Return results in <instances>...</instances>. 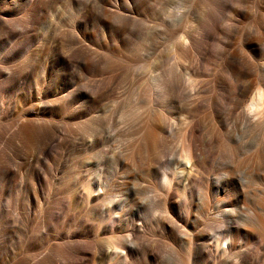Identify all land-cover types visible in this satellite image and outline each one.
<instances>
[{"label": "bare ground", "instance_id": "obj_1", "mask_svg": "<svg viewBox=\"0 0 264 264\" xmlns=\"http://www.w3.org/2000/svg\"><path fill=\"white\" fill-rule=\"evenodd\" d=\"M141 1L152 9L153 3L158 0H86L85 2L84 0H0V208L3 207L2 200L6 194L11 196L15 194V198H22L25 202L21 211L15 205L16 208L9 209L5 219L1 221L5 223L3 224L5 227L2 229L3 237H0L2 238L0 264H86L87 262L88 264H151L163 253L172 254L177 264H191L190 262L192 264H264V0H197L203 5L207 3L206 6L209 2L218 3L219 8L213 11L201 9L204 13L203 17L200 15L198 30H193L192 27L186 30L187 26L183 30L185 25L183 23L186 21L184 15L178 23L176 22L177 27L174 28L172 23V27L167 28L169 36L173 35L174 38L179 33L183 38L182 42L180 41L181 45L177 43L178 39L176 40L179 44L177 57L185 60L186 73L197 78L192 79L189 76L191 80H186L166 73L169 78L163 81L165 87L163 95L169 106L155 101L154 108L155 105L158 106L154 110V113L156 109L158 111V115L155 114L157 118L152 120V123L147 120L151 124L150 129L147 128V132L143 129L146 134L141 138L137 136L140 138H135V141L138 140L137 143L134 141V146H138L140 152H143L140 153L141 157H144L143 154L146 157L151 155L152 164L149 163L157 169L161 163L160 156L163 151L166 154L165 150L171 141V139L168 141V138L174 130L178 131L175 128L182 123V138L185 144L181 156L184 167L179 166L182 169V176L178 174L180 179L177 178L176 185L188 192L202 191L201 193L204 194V191L207 194L205 189L209 187L205 179L208 178L204 177V174L211 166L217 167L218 172L214 175L215 196L211 200L217 210L223 207L220 213L223 219L217 233L212 230V219L209 223L202 220L193 225L191 232L188 231L189 239H182L181 235H178L182 225L180 223L186 224L189 219L165 218L159 225L165 233H168L170 240H166L163 239V235L155 237L156 231L150 232L151 225L148 226L146 219H132L126 224V235L123 239L109 238L106 241L110 246L105 247L104 241H88L84 237V241H77V254L69 255L72 238L80 237L79 232L72 230L68 224L74 217L70 214V209L76 205L87 206L89 213L96 214V217L97 214L102 213L98 229L103 233H113L123 220L121 213L112 215V209H109L105 216L100 198L110 195L113 189L106 188L97 178L96 173L90 177L91 180L85 187L80 184L81 186L75 188L67 197L61 195L59 187L56 188L59 174L65 169L67 162L65 160H68V155L70 156L69 152L79 151L81 147L75 142L69 127L71 120L81 118L84 114V107L74 106L75 100L85 96L95 103H105L110 97L115 96L120 83L124 82L123 76L129 73L131 65L138 62L135 55L134 57L119 55L110 48L104 52L90 49V44L87 46L85 44L87 41H84V25L88 18L91 20L94 18L97 26L102 28L120 27L119 24L124 25L127 21H134L141 15L137 7L142 3ZM75 6L76 14L73 13L72 18L68 19V14L66 16L65 12L72 13ZM226 10L229 11L228 14ZM187 12L185 15H188ZM98 13L102 16L96 19L97 17L94 16ZM192 16L194 15L190 17ZM180 31L183 34H180ZM108 38L110 39V35ZM116 42L113 44L118 43ZM84 58L94 66L103 64L109 67V70L115 67L119 70L117 73L114 70L116 74L111 73L113 77L108 81L102 76L103 79L95 80L91 85L92 95L84 94L82 73ZM38 65L42 66V74L33 80ZM78 70L80 75L77 73ZM137 77L134 81L138 79ZM201 77H205V80H201ZM127 79L126 84L129 81ZM130 81L132 83L131 79ZM141 85L142 83L137 86L138 91L134 95L139 97L143 95L145 87L143 89ZM127 86L131 89L130 84ZM123 91L125 92V89ZM126 93L128 96V92ZM134 99L130 100L134 101ZM203 109L206 111L205 115L200 114ZM206 116L211 122L210 125L206 122ZM176 122L181 123L175 127ZM236 129L246 130L251 134V138L256 135L254 138H257V141L252 150L246 148L249 144L246 145L243 141L246 145L245 149L251 150L250 154L239 155L241 145L238 144ZM151 132L156 139L152 153L148 147V137ZM242 132L245 134L244 131ZM249 138L246 140L250 141ZM134 153H131V156ZM140 161L142 164L143 161ZM76 162L74 166L80 164ZM134 162L136 163L135 160ZM241 168L246 169L247 177L251 176L253 179L255 177L261 183L260 187L257 186V199L254 198L256 199L254 215L251 213L254 219L252 224L256 228L255 235L250 234L248 228L237 224L227 211L237 206L236 201L240 202L239 198L243 201L249 192L247 185L244 186L234 180L235 173H239ZM163 176L166 177L165 174ZM222 177L224 182L221 183ZM167 181L170 180L166 178ZM254 182L249 183L252 185ZM67 183L69 182L60 185L64 184L63 188L69 189L70 184ZM167 188L165 192L168 204L180 205L181 203L176 199L175 186L170 184ZM135 201L131 195H126L124 200L120 199L117 207L123 211ZM53 203L57 205V209H52ZM39 209L43 213H40L43 219L38 217ZM57 217H61L60 221H56ZM56 224L58 227L55 235L46 232ZM89 225L97 229L92 222ZM37 238L40 240L39 243L37 240L34 241ZM181 250H186L185 259L182 258L184 255H181Z\"/></svg>", "mask_w": 264, "mask_h": 264}, {"label": "rangeland", "instance_id": "obj_2", "mask_svg": "<svg viewBox=\"0 0 264 264\" xmlns=\"http://www.w3.org/2000/svg\"><path fill=\"white\" fill-rule=\"evenodd\" d=\"M85 1L86 0H84V2ZM217 1H219V0H217ZM160 2H164V3H160ZM200 3H202V2H199L197 0H192V1H190V0H188V1L187 0H158L157 2L153 3L154 8L149 9L147 3L145 5V3L142 2V3H140L141 5L138 4V6H137L138 11L141 12V15L138 16V18L134 21L133 20L127 21V23H125L124 25L119 24L120 27L114 26V27H110L109 29L108 28H102V26H99V25L97 26V24H96L97 22H95L94 18L92 20L88 18L86 25H84V32H85L84 33V41H87V43H85L87 46H88V44H90V49L92 48L94 50H97V51L99 50V51L104 52L106 49L108 50L110 48L111 50H114L116 53H119V55L130 56V57H134V55H135L136 56L135 58L138 59V62L136 64H133L134 67H133V65H131L130 71H132L133 73L129 71L128 74L123 76L122 80H124V82H122V80L120 79V82H122V83H120L121 85L119 87L121 89L120 88L117 89V92L120 90L119 94L116 92L115 96L110 97L111 99L110 98L108 99L110 102L107 100V101H105V103L103 102L102 104H99V103L93 102V100L87 99L85 96H81L75 100L74 106L80 105V106L84 107V114L81 116V118L79 117L77 119L71 120L69 122V127L72 131V137L75 138V142L79 143L78 145L81 147H80L79 151L78 150H71L69 152L70 156L68 155L69 157L67 156V158H68V160L70 158V160L69 161L67 159L65 160V162L67 161L66 163L68 165H66V163H65L64 168L66 170L64 169L62 171V173L59 174L60 178L56 184V185H58V186H56V188L59 187V189H60L59 191L61 192V195H66V197H67V196L71 195L73 193V191L75 190V188H77L78 186L84 185V187H85L89 183V181L91 180L90 177L96 173L95 175L105 185L106 188L110 187L109 189H113V191H112V193H110V195H106V196L100 198V203L102 205L101 207H103V209H105L104 210L105 216H107V211L109 209H112L113 210L112 215H115L116 213H118V214L121 213V219H123V220H122L121 225L113 233H103L101 231V229L100 230L98 229L100 227L99 219H101L102 213H100L101 216L99 214H97V217H96V214L93 215V214L89 213V211H88L89 209H87V206H83L82 204L76 205L75 207L70 209V214H72L74 217L68 224H69V226L72 227V230L78 231L80 234V237L77 236V237L72 238V245L69 249V255L70 256L77 254V247H76L77 241H80V242L84 241V237L88 241H90V240L104 241L103 244L105 247L110 246V244L106 241L109 238L117 237V238L123 239L124 236L126 235V230H125L126 224L129 223L132 219H146L148 222V226L151 225L149 227V228H151V229H149L150 232L156 231V232H154L155 237L163 235V239H166V240H170L168 233H165V230H163L162 227L159 225L160 221H163L165 218L166 219H189L186 224L180 223V225L181 224L182 225L180 226L181 230L179 231V233L180 232L181 233L180 234L178 233V235H181L182 239L183 238L189 239V237H190L189 234L191 232L193 225L195 226L199 221H202V220L205 223H209L210 219H212V222H211L212 230H214L216 233L219 230V227L221 225V221L223 219V217H221V214H220L223 211V207L220 208L219 210H217L215 204L211 202V200L215 196V193H214L215 185L214 184L216 183V179H215L214 175L217 174V172H218L217 167L211 166V168H209V171L206 172V174H204V177L207 176V178H208V179H205L206 182L208 183V187H209L208 189H205L207 194H205L204 191H203L204 194L201 193L202 191L194 192V193L188 192L185 189H183L182 187H178L176 185V183L178 182L177 178L180 179V177L182 176V173H181L182 169L181 168L184 167V161H183V158L181 155H183L182 153L184 151L183 148H184L185 142H184V139L182 138L183 125L181 122H176L175 127L181 123L180 125H178L177 128H175V129H178V131L174 130L173 131L174 133L171 132L172 133V134L170 133L171 135L170 134L167 135L168 137L170 135V138H168V141H170V139H171V141H170L171 144L169 142V146L167 147L168 149L167 148H166V150L164 149L166 154L164 153V151L162 152V155L164 154L166 156H162L160 153V155H161L160 158H161L162 164L160 163L161 166L159 164L157 166V169L153 168V166L151 165L152 164L151 163L152 162L151 161V155L148 156L150 158L146 157L144 154H143L144 157H141L142 156L141 154L143 152L142 153L140 152L141 150L138 146H136V147L134 146L135 145L134 144L135 138L137 136L141 138L142 135L146 134L144 132V130L146 129L145 131L147 132V130L150 129L149 127H151L150 123H152V120L157 118V116L155 115V114L158 115L157 109L154 113L155 108H158L157 105H155V108H154L155 101H158V102H161L164 104L166 103V105L169 106V103L166 102L164 95H163L164 91H165L163 81L167 80V78H169V76H172V75L185 78L186 80H191V78L192 79L197 78L196 76H193V75L190 76L189 74L186 73V71L184 70V64L186 63L185 60L177 57L178 52H179L178 51V45L179 44H177V43H180V41L183 40V38L181 37V35H179V33H178V36L175 35L173 38V35H170L171 38H169L170 33L167 34L168 33L167 28L172 27L171 26L172 23H173L174 28L177 27V25H178L177 23L181 20V17L184 15V17L186 16L185 17L186 21H185V23H183V24H185L183 27V30H184L185 26H187V28H185L186 30L191 29L190 27H192L193 30H195V29L198 30L197 27H198V22L200 21V18H201L200 15L203 17L202 14L204 13V11H206V10L209 11L210 9L213 11V10H216L217 8H219L218 3L213 4V3L209 2L207 6H206L207 3L205 5H203V3L202 4H200ZM162 4H163V6H162ZM188 4H190V5H188ZM193 5H195V6L193 7ZM146 7H148V8H146ZM187 8H190V9H187ZM174 9L177 10V12ZM201 9L204 11H202ZM146 11H147V13H146ZM189 11H190V14L194 15L195 17L194 16L190 17L191 15L189 16ZM183 12H184V14H183ZM186 12L188 13V15H185ZM73 13L76 14V6H75V9H72V13L65 12L66 16L68 14V16H67V18L69 17L68 19H70V17L72 18V16L74 15ZM228 13H229V11L226 10V14H228ZM143 14L147 15L148 17L150 15V17L148 18V17L144 16ZM170 14H172V15H170ZM177 14H179V15H177ZM101 16H102L101 13L100 14L98 13L94 17H97L96 19H98V18H101ZM196 17H197V19H196ZM138 19H140V21L137 22ZM192 20H194V21H192ZM142 21H144V22L141 23ZM136 22L138 24H136ZM192 22L195 24H193ZM157 24H159L160 26L159 25L157 26ZM165 24H167V25H165ZM188 25H190V26H188ZM93 26H94V28H93ZM141 26H142V29H144V30L140 29ZM151 28H153V29H151ZM110 29H111V31H110ZM85 30H87V31H85ZM140 30H142V31H140ZM120 32H122V33H120ZM101 34H103V35H101ZM130 34H132V35L130 36ZM180 34H183L182 31H180ZM195 34H197V33L195 32ZM109 35H110L111 41L108 38ZM122 36H124L125 38ZM115 41H117L118 43L116 42L117 44H113V43H115ZM174 43H175V45H174ZM111 44H113V46H111ZM118 44H119V46H121V45L122 46L119 47ZM180 45H181V43H180ZM105 46H107V47H105ZM116 46H118V47H116ZM93 47H97V48H93ZM120 51L122 52V54H120L121 53ZM125 52H127V54H129V55H127ZM41 60L43 61L44 59L42 58ZM86 60L87 59L84 58V71H82V73L84 75L83 76L84 94L89 93L90 95H92L91 85L95 82V80L103 79V78H101V76H102V77H104V80L108 81L119 70H117L116 67L109 70L110 68L105 67L103 64H100L101 66L100 65L94 66L90 63L89 60H88V62ZM159 64H160V66H158ZM135 65H137V66H135ZM106 70L108 73H106ZM114 70L116 73L114 72ZM136 71H138L137 74H136ZM77 73H78V75H80L79 70L77 71ZM162 73H164V74H162ZM166 73L168 75L169 74L170 75L168 76ZM34 74H35V76H34L33 80H35L39 76V74L40 75L42 74V66L41 65H38L36 67ZM108 74H111V75H108ZM161 74L167 75L168 77L167 76L163 77ZM179 74H180V76H179ZM128 75L132 76L133 79L131 77H129ZM133 75H135V76H133ZM126 77L129 79H127ZM136 77L138 79L140 78V80L136 79L134 81V79ZM201 78H202L201 80H205L204 79L205 77H201ZM126 79L129 81H130V79L132 80V83H131V81H130V83L128 81V84L131 85V89H133V90H131L129 88L130 86H127L128 84H126V82H127ZM133 81H134V84L136 83L137 85L135 84V86H134ZM139 81H141V82H139ZM159 81H161V82L158 83ZM138 82L140 84L142 83V85L140 87H142L143 89L145 87V89H144L145 95L143 93V95L142 96L140 95V97L138 95H134V93L137 94V91H138L137 86L140 85ZM123 84H125V85H123ZM132 85L135 87V89ZM126 87H128V88H126ZM124 89H125V92L123 91ZM126 89H128V90H126ZM130 90L133 93H131ZM146 91H147V93H146ZM160 91H161V93H160ZM122 92H124V93H122ZM126 92H128L129 97L127 96ZM120 93H121V95H120ZM159 93H160V95H163V96L161 97L159 95ZM123 94L124 95L126 94L125 95L126 98L124 97ZM155 94H158V95H155ZM117 95H119V96H117ZM132 96L135 97V99ZM118 97H120V98L122 97L123 99L122 98L120 99ZM159 97H161V98H159ZM116 98L119 101L116 100ZM129 98L132 100L134 99V101L130 100ZM81 101H83V103ZM150 101H152L153 103ZM148 104H150L149 107L146 106ZM144 111L146 113H144ZM141 113L142 114L144 113L143 116H141L142 115ZM152 114H153V116H152ZM200 114L205 115L206 111L203 109L200 111ZM137 115L141 116V117H138ZM146 115H148V116L146 117ZM206 117H207L206 122H207V124L210 125L211 122H210V120L208 121V119H209L208 116H206ZM139 118H141V119H139ZM150 118H151V120H149ZM8 119L9 118H7V120ZM147 120L151 121V122L149 123ZM153 122L155 123V121H153ZM77 124H79V125H77ZM77 126H79V127H77ZM137 127L141 128L142 130L141 129L138 130ZM73 128H75V129H73ZM74 130H76L75 133H74ZM242 131H244L245 134ZM236 133L238 135V144L240 143V145H241V152L244 151L243 153L239 152V155L243 156L244 154L246 155V153L250 154V152L254 146V143L257 141V138H254V137H256V135H254V137L252 136L253 138H251L250 137L251 134L244 129H241V131H240V129H236ZM78 134H80V135H78ZM138 137H137V139H140ZM171 137H173V138H171ZM247 138H249L250 141L249 140L247 141L246 140ZM78 139H81V140H78ZM136 141L138 142V140H136ZM136 141H135V143H137ZM155 141H156V139H155L154 133L151 132L150 136L148 137V147H149L150 152L153 151V149H154ZM243 141H245L246 145H247V143L249 145L246 146ZM130 145H132L134 148H132V146H130ZM245 146H246V148H250L251 150L249 149V151H247L248 149H245ZM132 149H134V150H132ZM136 152H138V153H136ZM179 152H180V154H179ZM131 153H134V154H132V156H134V158L131 156ZM74 154H75V156H73ZM129 155H130V157H129ZM138 155H139V157H138ZM127 157H128V159L125 160V158H127ZM131 157L133 160H131ZM142 158H144V159H142ZM137 159H139V160H137ZM74 160H75V162L77 160L76 163H80V164H75V166H74L73 165L75 163ZM134 160L136 161V163L134 162ZM140 160L143 161L142 164H141ZM125 161H127V162H125ZM139 162H140V164H139ZM71 165H73L72 166L73 168L71 167ZM66 166H68V168H66ZM134 166H135V168H134ZM136 166H137V168L138 167L139 168L137 169ZM140 166L141 167L146 166V167L142 169ZM76 167H78V168H76ZM147 167H148V169H147ZM74 168H76V170L77 171L79 170V171L77 172ZM149 169L151 172L149 171ZM175 169H177V170H175ZM89 170L91 173L89 172ZM143 170H145V172H143ZM71 171H72V173H69ZM245 171H246L245 168L244 169L241 168L239 173L236 172L234 175V180L238 183H242V185H244V186L247 185L249 187V192L246 194V197H245L246 200L244 199L242 201L239 198L240 202L236 201V203H238L237 206H235L233 209H230L227 211L230 213L231 217L233 219H235V222L237 224L243 226L246 229L248 228L247 231L250 234L255 235L256 228H255L254 224H252V223H254V219L252 218L253 216L251 213H253V210H254L253 209L254 203H255L254 200L257 199V196H256V194H258L257 188L261 186V183L255 177H254V179L251 176H250V178L247 177L248 174H246ZM63 172L64 173L66 172L67 174H70V175L67 176V174L65 173L66 174V176H65V174H63ZM73 172H75V174ZM164 174L166 177L163 176ZM178 174L180 177L178 176ZM62 175H64L63 176L64 178L62 177ZM167 175H168V177H167ZM154 176H158V177L154 178ZM81 178H83V179H81ZM166 178L170 181L166 182ZM249 179H252V180H249ZM220 180H221V183L224 182L223 177L220 178ZM60 181H61V183L64 182V184H66V182H69L67 184H70L69 185L70 190L64 189L63 188L64 184L60 185L61 184ZM71 181H73V183ZM250 181L251 182L255 181L253 183L254 185L252 184L254 187L249 183ZM170 184H172V186L173 187L175 186V188H176V193H177L176 199L181 203L180 205L174 206V204H170V203L168 204V200L166 197V192H167L166 189H168L167 187H169ZM164 185L166 187H164ZM250 186H252V188ZM61 190H63V191H61ZM69 191L71 193H69ZM255 191H257V192L255 193ZM188 193H190V194H188ZM14 195L15 194H13L12 196L6 194L3 197V200H2L3 201V203H2L3 207L0 208V210H1V212H0V215H1L0 216V227H1L0 228L1 229L0 230V237H3L2 229H4L3 227H5V225H3V224H5V223H3L1 221L3 219H5L6 213H8L12 207L16 208V206H17V209L21 211L25 205V202L23 201L22 198H15L16 195L15 196ZM126 195H131L133 198H135L136 201H135V203H131L132 205H130L129 208H125V209H123V211H120L117 207V204L120 203V199L124 200ZM202 195H204L205 197H203ZM160 196H161V198H160ZM252 196H253V198H252ZM13 197H14V199H13ZM120 197H124V198H120ZM254 198H256V199H254ZM18 199H19V201H18ZM16 200L18 203L16 202ZM160 200H162V201H160ZM10 201H11V203H10ZM12 201H14V202H12ZM205 201H208L210 204L209 203L206 204ZM115 202H116V204H115ZM139 202H141V203H139ZM162 202H164V204ZM6 203H7V205H6ZM9 205L11 207H9ZM52 206H53L52 207L53 210L57 209L56 204L53 203ZM54 206H55V208H54ZM78 206H80V207H78ZM104 206H106L108 208H106ZM114 206H115V208H114ZM224 208H227V207H224ZM248 209H250V210H248ZM251 209H252V211H251ZM40 210L41 209L38 210L37 213L39 215L38 214L37 215H38L39 219H43V216L41 215L43 213L40 212ZM253 215H254V213H253ZM182 217H184V218H182ZM55 219H57L56 221H60L61 217L60 218L57 217ZM190 219H191V221H190ZM194 219H196V220H194ZM207 219H209V220H207ZM90 221L93 224H95L97 229L91 228V226L89 225L91 223ZM251 221H253V222H251ZM152 224H153V227H152ZM156 226H157V229H156ZM57 227H58V225L56 224L53 228L48 229L46 232L49 233L50 235H55L56 234L55 230ZM157 231H158V233H160V232L161 233L158 234ZM188 231H190V232H188ZM154 233H151V234L154 235ZM183 235H184V237H183ZM15 240L17 241V239H15ZM36 240L38 243L40 242V240L38 238L35 239L34 241L36 242ZM1 242H2V238H0V243ZM185 251L186 250H181V255H184V256H182L183 259H185V257H186ZM187 261L189 262V259ZM190 263L192 264V262H190ZM86 264H88V262ZM151 264H177V263L174 262V256L172 254L163 253L162 255H159L157 257L155 262H152Z\"/></svg>", "mask_w": 264, "mask_h": 264}]
</instances>
